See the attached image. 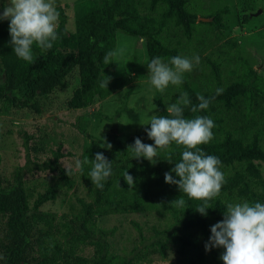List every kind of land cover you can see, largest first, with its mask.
<instances>
[{"label":"trees","instance_id":"16d2710c","mask_svg":"<svg viewBox=\"0 0 264 264\" xmlns=\"http://www.w3.org/2000/svg\"><path fill=\"white\" fill-rule=\"evenodd\" d=\"M252 1L238 2L243 7ZM193 2L78 0L74 4L73 28L67 29V15L61 10L59 39L46 51L34 47L31 62L15 55L10 43V21L0 20V116L10 115L16 107L26 110L31 101L67 89V78L72 73L74 83L65 105L68 110L87 109L127 86V78L114 77L113 55L118 34L143 40L149 61L161 57L168 62L174 56H183L184 45H192L198 18ZM188 5H191L190 11ZM227 5L211 11L208 23H199L212 26L220 34L227 29L223 19L232 13ZM248 20V15L242 17V23ZM203 36L202 33L200 43L205 44ZM214 37L219 39V35ZM220 49H223L217 51L220 60L203 57L207 72L200 69L199 63L185 74L182 85H170L164 93L155 90L153 95L156 115H168L167 105L174 103L183 92L188 93L192 105L199 103L197 94L211 99L206 110L197 113H192L190 108L184 110L185 118L208 116L215 124L214 139L200 147L222 162L226 183L220 196L211 202L207 216L195 211L199 201L165 182L164 174L181 161L182 146L173 145L171 152H161L155 165L146 159L136 160L134 154L128 152V146L134 144L135 138L143 141L148 137L149 123L136 137L121 140L117 136V119L97 115L113 125L112 133L106 140L89 137L100 147L81 153L80 160L88 158L90 162L82 165L78 172L59 164L63 158L60 147L47 151L50 159L30 161V152H36L38 147L29 146L26 138V166L8 184L0 181V264H142L150 262L153 255L163 259L166 251L174 248L181 256V264H223L220 258L223 249L213 247L207 251L205 245L209 242L211 227L223 221L226 204L264 203V179L260 173V166L264 164V77L240 57L241 51L234 39L225 41ZM110 52L113 55L108 64L104 58ZM222 66L228 69V80L221 78ZM105 76L111 78L107 88L101 86ZM132 94L130 85L116 117L125 109ZM79 128L88 137L84 127ZM107 144L112 147L109 149ZM97 153H103L112 162V175L103 188L95 187L89 176L91 159H95ZM34 170L52 174L50 181L41 182L43 192H37L25 179L26 173ZM125 171L134 178L135 186L129 187L124 180ZM173 178L178 179L174 173ZM77 186L82 187L84 194L69 195ZM59 194L67 196V212L57 219L55 214L42 208L54 202ZM181 196L185 205H172ZM132 212L141 213L147 223L143 227L132 222L137 231V243L130 251L115 253L108 241L114 230L97 227V221ZM85 247L94 248L91 257L81 254Z\"/></svg>","mask_w":264,"mask_h":264},{"label":"rangeland","instance_id":"374dc122","mask_svg":"<svg viewBox=\"0 0 264 264\" xmlns=\"http://www.w3.org/2000/svg\"><path fill=\"white\" fill-rule=\"evenodd\" d=\"M78 0H55L57 10H64L67 15V29H72L74 20V4ZM194 12L198 15L195 30L192 36V45H184V57L192 58L195 55L200 57L203 66V57L210 56L211 59L220 60L217 51L227 40L234 39L239 45L240 57L247 61L255 71L264 77V0H253L247 6H241L239 0H221L216 3L214 0H193ZM8 3V0H0V11ZM229 6H228V5ZM218 5V6H217ZM223 5H227L232 12L225 16L223 24L227 29L218 34L212 26H205L201 18L207 19L209 13L217 10ZM191 5L187 6L190 11ZM261 10V13L256 14ZM248 15L246 24L242 23V17ZM208 21H206L208 23ZM209 29H212L211 33ZM198 32V33H197ZM197 33V34H195ZM202 33L205 44L200 43ZM219 39H215V35ZM254 44V45H253ZM178 48L182 45H176ZM196 51L194 52V50ZM188 52V53H187ZM212 54V55H211ZM192 55V56H191ZM246 59V60H245ZM223 61V60H222ZM114 77H125L129 84L120 88L107 99L89 106L87 109L68 110L65 105L70 96V86L74 83L75 74H71L68 81V88L54 91L51 95L41 96L37 101H31L30 107L14 108L10 115L0 116V181L3 185L8 184L19 170L26 166L27 152L24 147L26 138L31 147H38L36 152L31 151L29 159L32 162H43L50 159L49 149L56 150L60 147L63 158L59 164L65 169L75 172L77 169L75 162L80 160L81 153L88 148H99L98 143L93 142L89 137L99 140H106L112 133V124L99 115L115 117L117 119V136L121 140L136 137L144 127L150 122L152 115H156L153 104L154 86L150 82L147 65L150 63L145 42L137 40L124 34H118L117 46L113 55ZM231 67V63H230ZM194 68L196 65L194 64ZM193 68V69H194ZM232 68V67H231ZM222 79L228 80L227 67L222 66ZM133 86V94L128 99L125 109L116 117L117 109L122 106L123 95L128 86ZM23 106V105H22ZM98 115V116H97ZM84 127L88 137H85L79 130ZM145 144L154 145V141L148 137L142 141ZM40 149H43V151ZM260 173L264 179V164L260 166ZM50 172L34 170L26 173L25 179L30 186L36 188L37 192H43L44 186L41 182L50 181ZM74 193L82 196V187L77 186L69 195ZM74 200V198H72ZM67 196L59 194L54 202H48L42 208L44 211L53 213L57 219L67 212ZM132 222L145 225L146 218L138 212L125 215H112L102 217L97 221V227L104 230L113 229L114 232L108 236L111 250L115 253L130 251L137 243V231ZM147 223V222H146ZM94 248L85 247L81 254L85 257L93 255ZM224 251V250H223ZM223 253V252H222ZM151 261H144L142 264H181V256L174 250H167L166 257L161 259L159 255L151 256Z\"/></svg>","mask_w":264,"mask_h":264},{"label":"clouds","instance_id":"9594fccd","mask_svg":"<svg viewBox=\"0 0 264 264\" xmlns=\"http://www.w3.org/2000/svg\"><path fill=\"white\" fill-rule=\"evenodd\" d=\"M59 18L55 0H8L0 12V20L10 21L13 52L26 62L33 61L34 47L45 51L53 47L59 39ZM112 55L108 53L104 62L111 64L109 58ZM199 63L198 55L192 58L178 55L168 62L155 57L147 65L150 82L156 90L164 93L170 85H182L185 74L190 73L194 64ZM110 79L105 76L101 86L107 88ZM197 100L198 105H192L188 93H181L174 103L167 105L168 115L151 116L148 124L150 129L146 128V132L154 145L135 138L134 144L128 146V152L133 153L136 160L146 159L155 165L161 152H171L173 145L182 146L181 161L174 163L171 172L164 174L165 182L176 185L181 193L199 201L195 211L207 216V210L212 208L211 202L220 196L226 180L219 158L206 154L200 147L214 139V121L208 116H184L185 108H190L192 113L209 108L211 99L197 94ZM107 146L109 149L112 147L111 144ZM89 162L88 158L83 161L77 159L75 166L79 169ZM91 165L89 176L92 184L103 188L104 182L112 175V162L103 153H97L95 159H91ZM173 173L178 179L173 178ZM123 178L129 187L135 186L134 178L128 171L124 172ZM172 205L183 207V196L173 201ZM210 231L206 250L222 248L224 251L220 258L223 264H264V203H227L223 221L213 225Z\"/></svg>","mask_w":264,"mask_h":264},{"label":"water","instance_id":"95a60500","mask_svg":"<svg viewBox=\"0 0 264 264\" xmlns=\"http://www.w3.org/2000/svg\"><path fill=\"white\" fill-rule=\"evenodd\" d=\"M259 13H261V10L260 11H258L256 14H259ZM200 20H202V21H208L207 19H203V18H201Z\"/></svg>","mask_w":264,"mask_h":264}]
</instances>
